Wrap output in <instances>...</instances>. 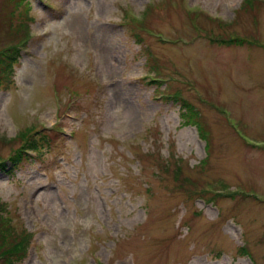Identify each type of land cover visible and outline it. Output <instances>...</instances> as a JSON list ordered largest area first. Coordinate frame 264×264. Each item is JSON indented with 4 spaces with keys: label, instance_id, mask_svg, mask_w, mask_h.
I'll use <instances>...</instances> for the list:
<instances>
[{
    "label": "rangeland",
    "instance_id": "obj_1",
    "mask_svg": "<svg viewBox=\"0 0 264 264\" xmlns=\"http://www.w3.org/2000/svg\"><path fill=\"white\" fill-rule=\"evenodd\" d=\"M9 48L13 264H264V0H0Z\"/></svg>",
    "mask_w": 264,
    "mask_h": 264
},
{
    "label": "trees",
    "instance_id": "obj_2",
    "mask_svg": "<svg viewBox=\"0 0 264 264\" xmlns=\"http://www.w3.org/2000/svg\"><path fill=\"white\" fill-rule=\"evenodd\" d=\"M18 55V51L15 48H9L0 53V81L3 79L9 80V77L12 76L11 73L13 63L19 59ZM152 79L149 82L154 84L160 83L158 78H156L155 80ZM170 95L172 96H169V94L167 93H162V95H160V98H165L166 100L172 99L176 102L180 101L181 103L185 102L181 97H177L175 93H172ZM191 117L192 114H189L186 119H189ZM193 123L196 124V127L198 126L200 131V119L196 118ZM28 150L33 149L28 148ZM23 155L24 154L17 151V154L12 155L10 159L14 161V165H17L21 160L20 156ZM212 195L217 196L215 194ZM8 218L9 217L2 212V208H0V264H13L15 261H18L23 258L24 252L26 250L27 243H21L22 236L18 237V234L12 231L13 226L11 225L10 220ZM22 249H24V251H22Z\"/></svg>",
    "mask_w": 264,
    "mask_h": 264
}]
</instances>
